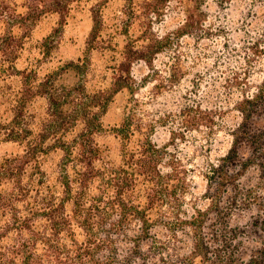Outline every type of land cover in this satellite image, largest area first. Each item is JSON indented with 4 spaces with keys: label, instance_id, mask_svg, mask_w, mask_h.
I'll list each match as a JSON object with an SVG mask.
<instances>
[{
    "label": "trees",
    "instance_id": "1",
    "mask_svg": "<svg viewBox=\"0 0 264 264\" xmlns=\"http://www.w3.org/2000/svg\"><path fill=\"white\" fill-rule=\"evenodd\" d=\"M83 1L0 0V82L13 75L22 80L7 101V116H0V138L23 147L0 163V264H264V238L243 257L246 235L230 227L223 198L213 199L211 210L187 213L188 182L171 152L181 139L177 131L214 129L235 113L242 122L234 127V145L208 173L219 189L230 190L239 172L238 146L264 107V88L249 87L239 75L228 85L216 81L205 92L201 83L185 91L183 82L170 81L182 78L171 74L172 104L153 102L149 133L136 131L144 127L131 115L116 131L122 146L114 158L98 141L114 96L124 91L137 96L138 63L149 70L144 84L159 76L164 54L173 58L172 73L183 70L188 62L183 41L199 31L203 15L195 7L174 35L162 37L141 23L134 8H125L107 39L104 17L94 12L83 59L44 76L32 67L20 71L24 32L49 14L68 15ZM126 1L134 7L136 0ZM95 53L106 65L104 75H111L110 87L90 85L93 70L98 72ZM209 58L217 61L216 55ZM67 74L75 81L68 82ZM35 100L45 102L43 113H31ZM164 127L174 135L169 147L154 140L157 128ZM53 156L57 161L48 168ZM260 162L264 166V157Z\"/></svg>",
    "mask_w": 264,
    "mask_h": 264
},
{
    "label": "rangeland",
    "instance_id": "2",
    "mask_svg": "<svg viewBox=\"0 0 264 264\" xmlns=\"http://www.w3.org/2000/svg\"><path fill=\"white\" fill-rule=\"evenodd\" d=\"M129 4L126 0H85L66 16L49 14L43 17L29 33L24 32L27 40L25 50L17 61L18 69L36 68L44 76L56 67L83 59L95 27L94 12L100 11L104 17L107 39L114 33L118 17L125 8H134L141 23L151 26L157 36L174 35L181 27L165 30L167 13L164 9L171 8L168 0H136L134 7ZM196 7L203 15V25L194 32L193 37L183 41L188 59L183 70L177 68L176 74L172 73L173 58L164 54L158 60L159 76L149 78L144 84L149 70L144 62L138 63L133 71L136 84L141 85L137 96L124 91L116 94L111 101L102 119V133L98 141L111 150L114 158H118L122 146L116 131L129 122L131 115H135L134 124L144 127L136 131L149 133L150 128L147 129V126L153 102L172 104L175 97L170 94L172 86L168 82L171 74L182 78H171L170 81L183 82L185 91H192L193 85L201 83L202 92H205L206 87L216 85V81L228 85L230 80L239 75H243L242 82L249 87L264 88V0H236L235 4L233 0H198ZM230 18L233 24L228 23ZM253 33L256 35L253 36ZM258 43L260 46H257ZM254 51L257 56L252 54ZM196 55L199 56L197 59ZM213 55L217 56V61L209 58ZM92 62L98 72H92L91 87H110L111 75H104L103 68L106 65L101 55L95 53ZM65 78L68 82L75 81L72 74H67ZM21 86V77L15 75L0 82V116H7V101L12 98L10 94L14 95ZM129 104L133 105L131 109L128 108ZM44 108L45 102L42 100L30 104L31 113H43ZM237 117L235 113L229 114L227 123L214 129L203 127L197 131H177L181 139L171 152L179 159L178 163L188 182L185 194L187 213L190 215L195 210H211L213 199L223 198L222 211L230 227L246 235L243 257L248 259L252 249L264 238V166L260 162L261 157H264V107L252 118L247 141L238 146L240 157H236L238 164L235 168L239 172L234 187L227 191L219 189L208 176L211 167L225 157L234 145V127L242 122ZM220 120L217 119L218 122ZM173 138L168 128H157L155 131L154 140L162 147H169ZM22 151L23 147L19 143L0 138V163ZM56 161V156L51 157L47 167Z\"/></svg>",
    "mask_w": 264,
    "mask_h": 264
},
{
    "label": "clouds",
    "instance_id": "3",
    "mask_svg": "<svg viewBox=\"0 0 264 264\" xmlns=\"http://www.w3.org/2000/svg\"><path fill=\"white\" fill-rule=\"evenodd\" d=\"M235 3L236 0H233V4ZM169 5L171 6V8L166 7L164 9V11L167 13V16L165 17V20L167 22V28L165 29L166 31L169 29L174 30L176 27L183 26L188 22V18L191 15V12L195 10L196 0H169ZM228 23L233 24V19L230 18ZM13 31H15V29ZM255 35L256 33H253V36ZM156 39L159 41H163V39L159 37H156ZM237 43H239V41H237ZM125 103H127V101H125ZM132 107L133 105H128L129 109H131ZM95 110L99 111V108L97 107Z\"/></svg>",
    "mask_w": 264,
    "mask_h": 264
}]
</instances>
